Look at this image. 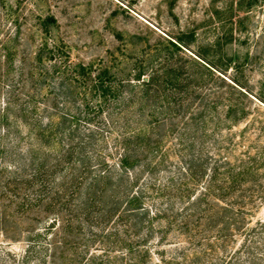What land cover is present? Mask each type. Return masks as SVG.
Here are the masks:
<instances>
[{
  "label": "trees",
  "instance_id": "1",
  "mask_svg": "<svg viewBox=\"0 0 264 264\" xmlns=\"http://www.w3.org/2000/svg\"><path fill=\"white\" fill-rule=\"evenodd\" d=\"M200 73L0 39V264H264V145Z\"/></svg>",
  "mask_w": 264,
  "mask_h": 264
},
{
  "label": "rangeland",
  "instance_id": "2",
  "mask_svg": "<svg viewBox=\"0 0 264 264\" xmlns=\"http://www.w3.org/2000/svg\"><path fill=\"white\" fill-rule=\"evenodd\" d=\"M8 37L64 41L75 61L102 60L119 74L140 65L149 73L172 52L203 77L209 67L223 79L214 85L248 111L233 128L237 152L264 145V0H0V39ZM249 120L257 127L241 133ZM253 214L264 220V200Z\"/></svg>",
  "mask_w": 264,
  "mask_h": 264
}]
</instances>
